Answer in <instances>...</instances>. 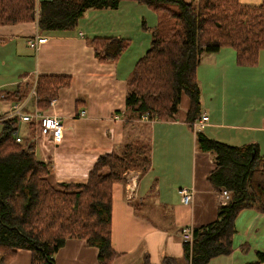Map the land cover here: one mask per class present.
Here are the masks:
<instances>
[{
  "label": "trees",
  "instance_id": "1",
  "mask_svg": "<svg viewBox=\"0 0 264 264\" xmlns=\"http://www.w3.org/2000/svg\"><path fill=\"white\" fill-rule=\"evenodd\" d=\"M122 1L144 5L157 17L149 28V47L127 80L125 110L133 120L147 115L150 121H172L185 96V120L192 128L200 115L197 69L202 59L230 48L237 66L254 67L264 50V0L258 5L239 0H0V27L36 22L41 33L73 31L85 12L115 10ZM89 43L97 61L109 63L128 45L114 38ZM70 83L69 76L38 75L25 90L21 83L2 90V101L22 102L34 85V104L46 112ZM19 124L17 118L0 121V264H10L18 250L29 251L30 264H54L55 254L70 239L94 247L97 264H113L119 254L111 245L112 187L130 172L149 169V144L127 142L119 152L98 156L84 183L52 184L48 164L36 156L34 123H23L20 143L13 136ZM195 146L212 157L207 175L212 189L229 196L214 221L192 229L191 242H182L184 264H209L232 254L241 211L264 216V156L253 144L226 145L202 132L196 133ZM255 257L253 264L264 263V249ZM139 264L153 263L145 255ZM159 264H178V259L164 256Z\"/></svg>",
  "mask_w": 264,
  "mask_h": 264
},
{
  "label": "crops",
  "instance_id": "2",
  "mask_svg": "<svg viewBox=\"0 0 264 264\" xmlns=\"http://www.w3.org/2000/svg\"><path fill=\"white\" fill-rule=\"evenodd\" d=\"M239 2L258 5L261 0ZM146 8L133 1H122L115 10H89L79 19L76 29L67 32L40 33L36 22L0 27V34L20 32L26 36V43L35 36L47 38L46 43L34 51L37 56L32 70L34 74L26 84H33L38 75L71 77L70 85L59 91L57 98L51 101L53 104L50 103L44 112L61 119V143L58 146L47 142L41 146L35 143L36 156L50 168L48 179L52 184L84 183L98 156L127 142L150 137L149 169L130 172L122 182L112 187L111 245L119 254L113 264H139L145 255L153 264H159L164 256L181 259V230L199 228L216 219L222 202L207 180L214 165L209 153L197 150V132L226 145L253 144L258 154L264 156V95L244 88L248 82L244 77L258 76L262 81L264 71L260 62L264 58V50L259 53L254 67L237 66L235 52L230 48H222L202 59L197 69L200 114L205 113L208 121L201 130L186 123L188 99L185 96L181 99L177 117L172 121L140 122L130 118L125 110L127 76L139 57L133 61L123 59L132 47L135 49L130 56L144 54L149 47L151 36L148 31L154 27L155 18L148 14ZM145 16L150 21H145ZM92 38L122 39L128 45L114 63L99 62L89 43ZM114 48L113 44L111 49ZM19 83L22 85V81L16 79L0 83V94ZM227 83L231 95L237 97L234 105L228 108L224 97ZM217 84L222 88L219 113L212 106L215 97L218 99ZM240 84L244 89L241 93ZM0 103V118H3L10 105L3 101ZM181 188L191 191L187 205L181 202ZM162 209H166L168 215L163 217L166 219L164 226L160 221L147 217ZM243 215L250 218L252 225L255 219L259 220V213L254 210H243L238 216L242 219ZM235 241L234 238L232 254L220 256L226 257L225 260L215 259L222 264H253L254 260L243 261L242 254L238 253L239 247L240 251L249 252L248 242L241 238L237 239V244ZM10 264H30V253L18 250ZM54 264H97V250L83 240L70 239L55 254Z\"/></svg>",
  "mask_w": 264,
  "mask_h": 264
},
{
  "label": "rangeland",
  "instance_id": "3",
  "mask_svg": "<svg viewBox=\"0 0 264 264\" xmlns=\"http://www.w3.org/2000/svg\"><path fill=\"white\" fill-rule=\"evenodd\" d=\"M146 10L148 14L154 16L155 22L153 25L155 26L156 19H157L155 14L152 13L150 9L146 8ZM145 17H146L145 21H148L149 17L148 16H145ZM148 25L150 26L149 22H148ZM148 32H149L148 34L151 36L150 30ZM45 34H48V33H45ZM25 39H26V36H23L20 32L14 33V34H0V83H6L7 81L16 79L18 81H22L21 87L24 90L26 89V82L27 83L30 82L33 78L34 72L32 73V70L35 69V62L37 58V56L34 53V50L27 47L26 45L27 39L26 40ZM134 49L135 47H132L131 51H128L124 55L123 60L133 61V58L135 57L140 58L144 55L142 53V54H138L137 56H130ZM261 63H262L261 70L264 71V65H263L264 58L262 59L260 64ZM130 74L131 72H129L127 79L130 77ZM257 77L253 75L248 76V78L244 77V79L248 81L244 88L248 89V91L251 93L260 92V94L264 95V74H263L262 81L260 80V77L259 78ZM240 85H241V90H240V93H241L242 90L244 89L242 88V84ZM217 86H216L217 90L215 91L217 92L218 99L216 100V97H215L214 104L212 106L214 109H216V112L219 113L220 111L219 104H221L222 102V94H221L222 88L218 84ZM0 95L2 96V99H3V95L2 94ZM78 97L80 96L78 95ZM224 97L226 101V108H228V106H233L234 100L237 99L236 95H231L230 86L228 85V83L226 86V95ZM248 107H252V106L249 105ZM180 108L181 107L179 105V110ZM261 113L262 112H260L259 115H261ZM225 121L226 123H229L227 120ZM0 130H1V125H0ZM17 132L20 135L25 133V126L23 123L19 124ZM139 142L143 144L148 143L151 149V142H150L149 136H148V140L146 137H141ZM121 148L122 146L115 148L114 152H119ZM141 211H145V209H141ZM258 216H259V220L255 219L253 225H252L250 218L244 215L242 216V219H240L241 217L238 216L235 221V225L237 229V233L234 236V238L236 239L235 244H237L238 242L237 239L241 238L243 242H248V245L250 246V248L248 246L249 252L248 250H242V249L240 251V247L238 248L239 249L238 253L242 254L243 261H252V260L256 261L255 251L264 249V216L260 214ZM147 217L151 218L152 220L156 222L160 221V224L164 226L166 223V219H163V217H168L167 210L162 209L157 214H148ZM257 220L258 222H256ZM238 221H239V224L237 223ZM21 251L29 255V251L27 250H21ZM225 258L226 257H220L219 259L225 260ZM219 259H214L213 261H211L210 264H222L220 261H218ZM245 259H248V260H245ZM178 264H184V260L178 259Z\"/></svg>",
  "mask_w": 264,
  "mask_h": 264
},
{
  "label": "built area",
  "instance_id": "4",
  "mask_svg": "<svg viewBox=\"0 0 264 264\" xmlns=\"http://www.w3.org/2000/svg\"><path fill=\"white\" fill-rule=\"evenodd\" d=\"M47 38L35 36L27 41V47L36 51L40 45L46 43ZM35 84V82H34ZM2 101V96L0 95V102ZM53 104V102L51 103ZM1 105V103H0ZM2 113L0 107V114ZM81 116L83 114L81 113ZM7 118H17L19 123H34L35 128V143L42 145L43 142H47L52 146H58L63 137V125L61 119L56 116L46 115L43 111L39 110L34 104V85L31 89L28 97L22 102H16L9 106L8 112L5 117L0 118V120ZM142 122H151L147 115H143L140 119ZM208 121V117L205 113L200 114L198 120H196L192 127L194 129H202ZM15 141L20 143L21 136L16 131L13 134ZM220 199L222 204L227 202L229 196L226 191L221 192ZM179 196L181 197V202L187 205L191 200V191L187 188H181L179 190ZM180 238L182 242H191L192 240V229L183 228L180 232Z\"/></svg>",
  "mask_w": 264,
  "mask_h": 264
},
{
  "label": "water",
  "instance_id": "5",
  "mask_svg": "<svg viewBox=\"0 0 264 264\" xmlns=\"http://www.w3.org/2000/svg\"><path fill=\"white\" fill-rule=\"evenodd\" d=\"M132 191V190H131Z\"/></svg>",
  "mask_w": 264,
  "mask_h": 264
}]
</instances>
